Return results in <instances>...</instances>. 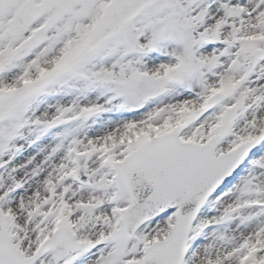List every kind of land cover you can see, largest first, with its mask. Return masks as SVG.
<instances>
[{
	"label": "snow or ice",
	"instance_id": "1",
	"mask_svg": "<svg viewBox=\"0 0 264 264\" xmlns=\"http://www.w3.org/2000/svg\"><path fill=\"white\" fill-rule=\"evenodd\" d=\"M0 264H264V0H0Z\"/></svg>",
	"mask_w": 264,
	"mask_h": 264
}]
</instances>
